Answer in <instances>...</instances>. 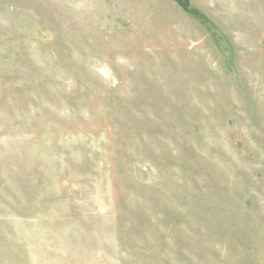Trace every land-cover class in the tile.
Masks as SVG:
<instances>
[{
	"label": "rangeland",
	"instance_id": "obj_1",
	"mask_svg": "<svg viewBox=\"0 0 264 264\" xmlns=\"http://www.w3.org/2000/svg\"><path fill=\"white\" fill-rule=\"evenodd\" d=\"M0 264H264V0H0Z\"/></svg>",
	"mask_w": 264,
	"mask_h": 264
}]
</instances>
